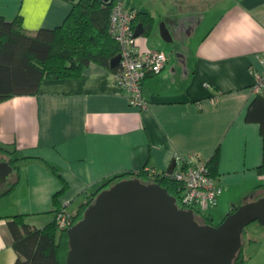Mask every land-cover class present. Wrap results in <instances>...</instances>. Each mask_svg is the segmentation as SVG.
I'll return each instance as SVG.
<instances>
[{
    "label": "crops",
    "instance_id": "0c3cea01",
    "mask_svg": "<svg viewBox=\"0 0 264 264\" xmlns=\"http://www.w3.org/2000/svg\"><path fill=\"white\" fill-rule=\"evenodd\" d=\"M126 2L154 20L137 50L169 56L163 71L145 80L146 110L131 106L116 74L96 63L80 77L45 79L37 95L0 104V164L13 168L4 180L0 168V264L18 260L8 226L15 216L37 229L55 221L62 179L68 190L60 203L73 216L112 176L163 175L189 160L208 163L219 151L215 178L223 192L210 214L215 223L231 206L264 195L261 129L246 119L264 74V0ZM71 10L65 0H0V17L21 19L31 35L62 26ZM162 22L171 42L161 36ZM260 234L246 244V254L258 246L248 264H264Z\"/></svg>",
    "mask_w": 264,
    "mask_h": 264
},
{
    "label": "trees",
    "instance_id": "16d2710c",
    "mask_svg": "<svg viewBox=\"0 0 264 264\" xmlns=\"http://www.w3.org/2000/svg\"><path fill=\"white\" fill-rule=\"evenodd\" d=\"M65 1L71 3L72 10L63 25L56 29H41L34 35L24 30L21 19L8 21L0 17V104L15 96L37 95L45 79L80 77L91 63L99 64L114 73L118 72V67H111V61L120 54V46L109 32L113 5H105L103 0ZM140 21L145 25L144 34L149 36L153 28V18L139 13L135 28ZM246 119L250 123L260 125L264 143V92L257 94ZM219 162L220 154L217 151L207 163L214 177L218 174ZM51 168L61 178L56 168L52 166ZM259 171L264 174V148L263 163ZM131 179L160 184L176 198L178 206L184 208L181 202V184L171 177L159 176L153 180L147 171L126 172L104 180L98 191L89 196L72 216L73 225L84 218L85 212L102 191ZM62 182V190L55 194L53 199L55 215L63 208L60 196L68 190L67 183L63 179ZM261 197L264 195L250 201ZM194 214L195 219L203 225L217 226L222 222L215 223L207 214L196 209ZM8 226L13 237V247L18 254L16 264H66L70 238L68 230H60L56 220L44 229H37L28 225L24 216L20 215L15 216ZM248 227L244 230L243 247L234 264H248L251 259L245 253L244 238Z\"/></svg>",
    "mask_w": 264,
    "mask_h": 264
},
{
    "label": "water",
    "instance_id": "95a60500",
    "mask_svg": "<svg viewBox=\"0 0 264 264\" xmlns=\"http://www.w3.org/2000/svg\"><path fill=\"white\" fill-rule=\"evenodd\" d=\"M112 2L103 0L109 6ZM160 29L171 42L165 23ZM143 33L140 24L135 38ZM120 61L119 55L111 67H119ZM0 168L3 180L13 172L9 163ZM232 210L219 225H203L160 184L124 180L102 191L84 218L68 229L66 264H234L244 230L256 222L264 227V197Z\"/></svg>",
    "mask_w": 264,
    "mask_h": 264
},
{
    "label": "built area",
    "instance_id": "2783aa9c",
    "mask_svg": "<svg viewBox=\"0 0 264 264\" xmlns=\"http://www.w3.org/2000/svg\"><path fill=\"white\" fill-rule=\"evenodd\" d=\"M112 13L109 32L120 46L121 61L116 74L119 90L124 92L133 107L146 110L149 106L144 96V83L149 75L163 71L169 62V56L163 51L139 52L135 38V21L138 11L127 6L126 0H112ZM264 92V74L258 76L255 93ZM149 176H169L181 184V202L185 210H199L207 214L218 205L222 195V187L211 175L207 163L188 161L182 168L174 169L172 174L159 175L150 172ZM56 223L60 230H68L73 226V217L62 208L56 215Z\"/></svg>",
    "mask_w": 264,
    "mask_h": 264
},
{
    "label": "rangeland",
    "instance_id": "374dc122",
    "mask_svg": "<svg viewBox=\"0 0 264 264\" xmlns=\"http://www.w3.org/2000/svg\"><path fill=\"white\" fill-rule=\"evenodd\" d=\"M162 23H164V22H162ZM161 24H160V27H161ZM233 206H231V207H233ZM216 207L213 208V209H211L209 212H207V216L210 217V214H212V213L214 215V212L216 210ZM199 220H201V218H199ZM215 221H216V223H219V220L217 218H216ZM260 232H263L264 233V227L261 226L260 224L254 223L251 226H249L248 229H247V233L245 235V238H244L245 245L250 241L251 238H260V237H262L261 234H260ZM257 250H258V246L253 245L251 247V249H249L247 251V254L250 255L252 253H255Z\"/></svg>",
    "mask_w": 264,
    "mask_h": 264
}]
</instances>
